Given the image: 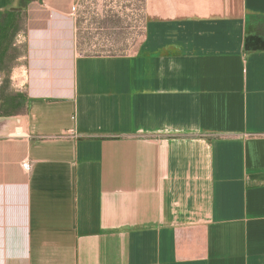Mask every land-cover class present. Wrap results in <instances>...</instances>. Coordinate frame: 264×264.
<instances>
[{
  "label": "crops",
  "instance_id": "0c3cea01",
  "mask_svg": "<svg viewBox=\"0 0 264 264\" xmlns=\"http://www.w3.org/2000/svg\"><path fill=\"white\" fill-rule=\"evenodd\" d=\"M72 2L0 0L27 99L0 118V264H264V0H144L120 56L77 54Z\"/></svg>",
  "mask_w": 264,
  "mask_h": 264
},
{
  "label": "rangeland",
  "instance_id": "374dc122",
  "mask_svg": "<svg viewBox=\"0 0 264 264\" xmlns=\"http://www.w3.org/2000/svg\"><path fill=\"white\" fill-rule=\"evenodd\" d=\"M72 4L78 55H131L141 44L147 21L144 0H73ZM248 25L255 34L264 32L260 20Z\"/></svg>",
  "mask_w": 264,
  "mask_h": 264
},
{
  "label": "trees",
  "instance_id": "16d2710c",
  "mask_svg": "<svg viewBox=\"0 0 264 264\" xmlns=\"http://www.w3.org/2000/svg\"><path fill=\"white\" fill-rule=\"evenodd\" d=\"M26 15L20 10L0 11V118L17 116L27 108L26 96L11 87L10 74L20 50L15 46L16 37L25 31ZM246 49L264 48L255 43L253 36H246Z\"/></svg>",
  "mask_w": 264,
  "mask_h": 264
},
{
  "label": "built area",
  "instance_id": "2783aa9c",
  "mask_svg": "<svg viewBox=\"0 0 264 264\" xmlns=\"http://www.w3.org/2000/svg\"><path fill=\"white\" fill-rule=\"evenodd\" d=\"M70 12H71L72 15L75 14V12H76V7H75L74 5L71 7V11H70ZM21 167H22V169H23L24 171H26V172H28V171L30 170V165H29L28 162H24V163H22Z\"/></svg>",
  "mask_w": 264,
  "mask_h": 264
},
{
  "label": "water",
  "instance_id": "95a60500",
  "mask_svg": "<svg viewBox=\"0 0 264 264\" xmlns=\"http://www.w3.org/2000/svg\"><path fill=\"white\" fill-rule=\"evenodd\" d=\"M17 8H19V7H12V8H10V9H6V10H15V9H17Z\"/></svg>",
  "mask_w": 264,
  "mask_h": 264
}]
</instances>
